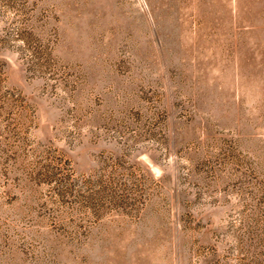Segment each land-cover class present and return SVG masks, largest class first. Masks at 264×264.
Instances as JSON below:
<instances>
[{
    "label": "rangeland",
    "instance_id": "obj_1",
    "mask_svg": "<svg viewBox=\"0 0 264 264\" xmlns=\"http://www.w3.org/2000/svg\"><path fill=\"white\" fill-rule=\"evenodd\" d=\"M0 264H264V0H0Z\"/></svg>",
    "mask_w": 264,
    "mask_h": 264
}]
</instances>
